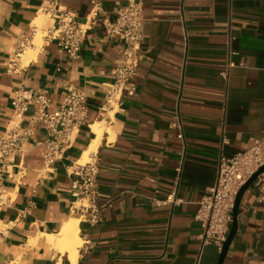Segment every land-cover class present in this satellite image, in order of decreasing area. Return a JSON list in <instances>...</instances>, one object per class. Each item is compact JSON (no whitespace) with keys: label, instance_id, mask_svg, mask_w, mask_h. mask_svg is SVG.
<instances>
[{"label":"crops","instance_id":"1","mask_svg":"<svg viewBox=\"0 0 264 264\" xmlns=\"http://www.w3.org/2000/svg\"><path fill=\"white\" fill-rule=\"evenodd\" d=\"M61 1L78 21L89 14V0ZM126 1L102 0V10L90 13L78 58L50 40L12 72L7 62L16 39L34 23L42 29L53 19L38 12L40 0H0V133L18 89H46L52 110L68 85L77 86L86 95L89 121L61 159L44 164V147L37 144L44 129L38 128L7 167L1 184L10 201L0 207V264H195L200 225L193 215L215 179L219 156L245 150L264 130V0H141L136 90L102 110L121 47L103 21L113 20ZM94 121L114 128L93 151L97 200L111 206L99 225L78 220L81 244L72 263L58 234L74 214L69 167L95 137ZM255 192L251 185L241 197L222 264H264V201ZM169 194L179 200L155 203ZM218 256L213 245L203 246L198 263L216 264Z\"/></svg>","mask_w":264,"mask_h":264},{"label":"built area","instance_id":"2","mask_svg":"<svg viewBox=\"0 0 264 264\" xmlns=\"http://www.w3.org/2000/svg\"><path fill=\"white\" fill-rule=\"evenodd\" d=\"M90 11L84 21H78L74 12L68 9L61 0H40L38 12L53 19V23L40 29L42 35L40 48L44 43L55 40L58 50L71 59L79 57L80 47L89 29V15L102 10V0H89ZM114 19L103 21L106 34L120 40V59L112 69L113 82L107 90L102 110L117 107L122 102L124 92L133 94L136 90L132 81L137 72L142 42L143 8L141 0H127L125 4L114 9ZM38 27L18 37L14 43L12 55L7 62L10 71L16 72L23 65L21 55L27 48L35 47L34 38ZM232 62L228 59L224 76ZM84 90L68 85L57 108H51V99L44 88L35 92H24L18 89L12 96V115L0 133V207L10 201L9 192L1 184L2 176L7 167L25 150V144L38 128L44 129V136L37 141L43 145V162L45 165L61 159L70 148L82 125H88V110ZM29 106L33 110L28 112ZM180 128L179 138H183ZM175 125V126H176ZM264 165V130L259 135L251 136V144L243 151L230 157L220 155L216 163V175L207 192L198 200L193 215L200 225L198 239L199 255L203 246L213 245L220 253L231 224V211L235 197L245 181ZM70 168L71 179V211L80 216V221L88 226H96L104 220V209L111 206L110 200L98 203L99 185L97 173L99 158L90 152L83 162L80 157ZM251 185L256 187L255 199L264 201V171L260 172ZM173 194L164 199L156 200L158 205L178 201Z\"/></svg>","mask_w":264,"mask_h":264},{"label":"bare ground","instance_id":"3","mask_svg":"<svg viewBox=\"0 0 264 264\" xmlns=\"http://www.w3.org/2000/svg\"><path fill=\"white\" fill-rule=\"evenodd\" d=\"M37 21L38 20H36L35 22ZM34 24L36 25L37 23ZM35 40H34L35 47L27 48L25 52L21 55V58L24 62L33 58L36 55L37 50L40 48L41 41L40 40L35 41ZM90 127L92 132L95 134V137L89 142L87 149L82 153L80 157L81 162L86 160L90 152L96 150L97 145L99 144V141L101 140L103 133L105 131L109 133V138H112L114 136V130H113L114 128L112 129V127L110 126H105L101 121L92 122L90 124ZM79 219L80 216L73 214L69 218V220L64 223L58 234V240L60 242V250L63 252L65 251L68 252L72 263H74L76 260L78 254V247L81 244V238L79 236V229L77 225ZM48 237L50 241H54L56 238L55 235H49Z\"/></svg>","mask_w":264,"mask_h":264},{"label":"water","instance_id":"4","mask_svg":"<svg viewBox=\"0 0 264 264\" xmlns=\"http://www.w3.org/2000/svg\"><path fill=\"white\" fill-rule=\"evenodd\" d=\"M264 171V165L261 166L255 173H253L246 181L245 183L240 187V189L237 192V195L235 197V201H234V206L233 209L231 211V215H232V219H231V224H230V229L229 232L227 234V238L223 243L222 246V250L219 253L218 256V261L216 264H222L223 260L226 256L227 250L229 248V245L235 235L236 232V227H237V220H236V214H237V210L239 207V203L241 200V197L243 195V193L251 186L252 181L255 179V177L260 173Z\"/></svg>","mask_w":264,"mask_h":264},{"label":"rangeland","instance_id":"5","mask_svg":"<svg viewBox=\"0 0 264 264\" xmlns=\"http://www.w3.org/2000/svg\"><path fill=\"white\" fill-rule=\"evenodd\" d=\"M40 18H41V16H40ZM38 27V31H37V36L35 37V41H37V40H40L41 41V39H40V37H41V35H42V32L40 31V27H39V25L37 26ZM40 41H38V42H40ZM87 159V158H86Z\"/></svg>","mask_w":264,"mask_h":264}]
</instances>
